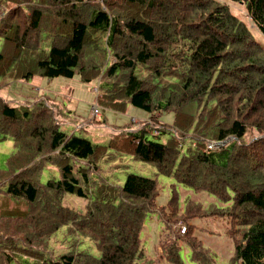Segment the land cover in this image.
I'll return each instance as SVG.
<instances>
[{
  "label": "trees",
  "instance_id": "16d2710c",
  "mask_svg": "<svg viewBox=\"0 0 264 264\" xmlns=\"http://www.w3.org/2000/svg\"><path fill=\"white\" fill-rule=\"evenodd\" d=\"M235 5L264 38V0H0V86L78 75L99 83L100 108L150 114L94 143L61 129L68 109L47 94L30 104L0 95V143L13 142L0 167V264H185V247L195 264H221L195 232L209 217L228 221L227 264H264V43ZM125 155L157 177H104ZM160 176L220 203L182 207L174 191L160 206ZM151 214L166 233L156 258L143 247ZM63 228L75 240L57 254L51 239ZM80 236L98 255L79 249Z\"/></svg>",
  "mask_w": 264,
  "mask_h": 264
},
{
  "label": "rangeland",
  "instance_id": "374dc122",
  "mask_svg": "<svg viewBox=\"0 0 264 264\" xmlns=\"http://www.w3.org/2000/svg\"><path fill=\"white\" fill-rule=\"evenodd\" d=\"M234 9L239 11L242 18L251 24V28L258 33V40L264 43V38L259 31L250 22L246 11L241 5H235ZM4 10L0 9V15ZM44 94L56 99L61 104L67 115L63 119L61 129L64 131L75 132L77 135L85 136L94 143H106L111 135L115 133L120 125L130 124L133 129H137L141 123L150 118V114L146 111L130 106L126 113H117L110 110L99 108L98 115H92V106L97 104V95H99V83L89 84L83 82L78 75L73 78L56 77V78H34L30 81H13L11 84L0 86V95L8 98L7 100L14 104H30L40 98ZM163 122L171 123L174 120L173 113H162L160 116ZM105 119V121H103ZM115 128V129H114ZM166 140V136H163ZM13 151L12 140L0 143V167L5 165L6 159ZM119 166L113 167V164H104L103 176L111 182L122 185L125 182L127 173H136L138 175L155 178L157 177V168L149 163L137 161L129 155H125L123 161H118ZM54 169V172L57 171ZM57 174V173H56ZM50 174L45 171L42 180L46 182ZM160 196L158 204L166 205L171 199L174 191L180 195L182 207L188 199L198 201L207 208L211 203H220L215 197L207 195L205 192L196 193L191 189H187L176 182L173 177H159ZM65 204L74 209H84L86 201L74 196H68ZM197 225L196 235L203 242L204 246L209 248L215 255L217 261L221 264H227L233 254L234 246L232 240L227 237L226 230L228 221L218 218H204L193 221ZM185 225L177 224L175 230H180ZM67 228H63L57 232L51 239L57 254L69 250L71 244L75 240V235L68 233ZM163 223L156 214H151L147 221L143 238L144 253L147 258H156L161 253L159 242L165 238ZM81 244L79 249L88 251L93 255H98V251L93 241L87 237L80 236ZM189 249L185 247L182 252L185 264H195L191 262L187 256ZM161 264H169L165 261Z\"/></svg>",
  "mask_w": 264,
  "mask_h": 264
},
{
  "label": "built area",
  "instance_id": "2783aa9c",
  "mask_svg": "<svg viewBox=\"0 0 264 264\" xmlns=\"http://www.w3.org/2000/svg\"><path fill=\"white\" fill-rule=\"evenodd\" d=\"M93 114L94 115H98L99 114V108H98V106L96 104L92 106V115ZM222 145H223L222 142H211V143L208 144V148L210 150H214V149H216L218 147H221ZM186 231H187V227L185 225L182 226L181 229H180V232L181 233H185Z\"/></svg>",
  "mask_w": 264,
  "mask_h": 264
},
{
  "label": "bare ground",
  "instance_id": "6f19581e",
  "mask_svg": "<svg viewBox=\"0 0 264 264\" xmlns=\"http://www.w3.org/2000/svg\"><path fill=\"white\" fill-rule=\"evenodd\" d=\"M238 59V58H237ZM237 59H234V60H237ZM242 59V58H241ZM236 63V62H235ZM239 64V63H238ZM241 72V71H240ZM223 74V73H222ZM236 74V73H235ZM225 75V74H224ZM227 75V74H226ZM225 77V76H224ZM227 77V76H226ZM106 78V77H105ZM231 78V77H229ZM102 79V78H101ZM220 89V88H219ZM156 99V98H155ZM224 115V114H223ZM229 116V115H228ZM217 117V116H216ZM213 119V118H212ZM196 133V132H195Z\"/></svg>",
  "mask_w": 264,
  "mask_h": 264
},
{
  "label": "clouds",
  "instance_id": "9594fccd",
  "mask_svg": "<svg viewBox=\"0 0 264 264\" xmlns=\"http://www.w3.org/2000/svg\"><path fill=\"white\" fill-rule=\"evenodd\" d=\"M95 105V104H94ZM96 105H98V104H96Z\"/></svg>",
  "mask_w": 264,
  "mask_h": 264
},
{
  "label": "crops",
  "instance_id": "0c3cea01",
  "mask_svg": "<svg viewBox=\"0 0 264 264\" xmlns=\"http://www.w3.org/2000/svg\"><path fill=\"white\" fill-rule=\"evenodd\" d=\"M8 99V98H7Z\"/></svg>",
  "mask_w": 264,
  "mask_h": 264
}]
</instances>
